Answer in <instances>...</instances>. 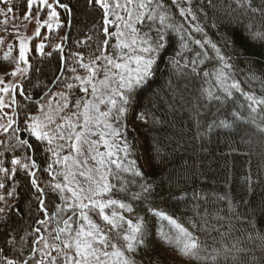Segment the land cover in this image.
Masks as SVG:
<instances>
[{
    "label": "snow or ice",
    "instance_id": "1",
    "mask_svg": "<svg viewBox=\"0 0 264 264\" xmlns=\"http://www.w3.org/2000/svg\"><path fill=\"white\" fill-rule=\"evenodd\" d=\"M236 2L245 13L264 17V8H253V0ZM85 4L101 16L99 21L93 18L83 25L94 35L75 42L79 49L81 45L91 47V42L94 39L97 41L96 50L89 53L88 62H85L83 51L65 53L60 43L49 45L52 51H45L43 39L47 37H43L42 42L34 48L20 40L18 57H12L15 64L6 62L10 52L5 53L6 61L0 62V73L4 76H19L21 80L20 83L6 84L4 78L0 77V85H4L0 87V108L13 109L7 126L0 125V130L5 134L10 133L5 153L10 151L13 154L10 161L0 159V190H6L7 197L15 196L19 200V189L23 184L17 180V176L23 173L21 180L29 181L28 187L32 192L29 200L36 206V212L44 217L35 223L45 226L55 223V241L58 242L50 244L43 236H37L30 245L31 255L25 256L24 237H19L18 250L16 237L19 229L9 222L10 215L5 213L0 216V227L4 229L0 233V264H61V260L63 264H135L126 253H134L145 243V216L138 215L137 208L140 204L144 205L146 214L151 213L167 220L173 226V236H169L163 228L157 229L156 234L161 240L168 244L174 240L182 255L200 259L198 240L171 215L155 206L158 187L153 179L155 172L146 175L137 167L135 160L129 159L134 154L136 143L135 138L128 140L127 124L122 122L130 110L137 120L147 122L148 113L136 110L140 105L141 93L151 89L163 61L173 71L179 70L181 74H186V78H190L189 84L196 88L200 97L219 101L222 98L220 94L226 99L233 95L234 90L240 92L248 101L251 124L257 134L264 136V117L261 116L264 113V97L257 98L255 94L243 92L239 82H229L233 65L231 57L225 53V49L230 47L235 50L238 44L245 49L249 43H264V23L257 27L253 19H249L248 24L237 22L234 25L229 21L221 25L225 32L219 41H214L198 24L189 23L188 27L178 25L169 14L170 7L174 6L185 21L189 18L191 21L197 20L191 7L192 0H170V5L166 0H123V3L121 0H85ZM27 7L25 18L31 15L34 7L48 13L49 20L37 28L36 38L42 37L41 27L52 29L50 21H56L58 29L63 27L60 22L61 11L67 14L68 24L72 23V9L61 0H27ZM110 25H114L117 31L112 32ZM138 25L147 26L148 31L142 32ZM173 33H180L179 51L176 50L177 42ZM195 34H200L202 38L196 39ZM69 35L61 37V41H66ZM112 38L117 43L111 47L118 50L119 54L106 52ZM190 44L198 47L189 49ZM185 50L194 52V55H186ZM209 50L214 55H209ZM30 51L45 59L58 55L59 75L54 73L52 85H59L66 80L73 81L67 83L66 92L51 93L49 88V92L37 97L34 90L25 87L31 83L33 75L44 74L43 64L37 66L30 63ZM96 51L100 55H96ZM69 58L72 67L68 66ZM210 60H215L216 66L211 70H201V65ZM79 69H83L87 75H78ZM66 72L72 75L66 76ZM101 73L102 79L99 78ZM197 80L200 81L198 87ZM76 88L84 93V97L75 101L76 111L71 112V117H63L60 123H56L45 111L50 106V97H62L64 103L59 111H70L68 96ZM6 94H11L8 103H5ZM89 94L91 98L87 99ZM17 95L24 103L16 99ZM36 106L39 109L37 114L28 111ZM102 107L104 110H101ZM153 122L159 123L155 118ZM221 123L224 127L231 126L227 121ZM53 124L55 128L51 127ZM97 135L99 141L88 139ZM13 140L15 143H12ZM101 142L105 147L104 152L98 150ZM85 143L90 145V152L95 151L91 156L95 165L89 169V173L95 175H87V184L82 185L76 179L77 173L70 167L69 161L76 168L88 165V159L81 162L72 156V153L81 155L80 145ZM68 146L70 154L62 155ZM17 151L22 154L16 156ZM3 155L0 153V156ZM8 163L10 168L4 166ZM57 168L60 170L57 171ZM78 174L86 175L84 171ZM43 175L49 179H43ZM8 182L13 184L11 189L7 188ZM133 187L138 190L132 191ZM116 194L126 199H116ZM0 200L5 201L9 209L13 207L7 205L5 196H0ZM261 211L264 212V206ZM69 212L71 215H67ZM0 213H4L3 208H0ZM93 216L98 217L102 223H97ZM129 216L134 217L135 222ZM61 222L63 227L59 226ZM40 230V227L33 229L36 233ZM62 234L67 238L62 239ZM41 242L43 247H37ZM51 249H55L56 255H52ZM230 251L224 250L225 258ZM8 252L14 253L12 258L5 255ZM37 252L40 254L39 259L36 258Z\"/></svg>",
    "mask_w": 264,
    "mask_h": 264
},
{
    "label": "trees",
    "instance_id": "2",
    "mask_svg": "<svg viewBox=\"0 0 264 264\" xmlns=\"http://www.w3.org/2000/svg\"><path fill=\"white\" fill-rule=\"evenodd\" d=\"M61 2L69 4L72 9V23L68 24L67 14L61 11L60 22L63 27H55L49 31L46 36L48 39H43L45 51H52L49 45L60 43L65 53L83 51L88 59L89 53L96 50L97 41L94 39L91 47L81 45L79 49L75 42L93 36L94 33L83 25L93 18L99 21L101 16L88 7L85 0ZM166 2L170 5V0ZM9 6L17 14L28 10L27 0H13ZM191 7L198 17L195 21L190 18L185 21L174 6L170 7L169 14L178 25L188 27L189 23L198 24L214 41H219V37L225 32L221 25L229 21L234 25L237 22L248 24L249 19H253L257 27L264 23V17L259 14L253 16L251 12L245 13L244 9L238 7L236 0H192ZM252 7L264 8V0H253ZM112 27L110 25V30L114 32ZM138 27L142 32L148 31L147 26ZM240 31L243 34L242 28ZM66 34H70L68 39L61 41V37ZM173 35L177 42L176 50L179 51L180 33ZM195 38L202 37L195 34ZM100 43L103 49L102 41ZM113 44H116L115 38L110 40L106 52L119 54L118 50L111 47ZM34 47L35 43L31 48ZM196 47L198 46L189 45V49ZM14 53L15 51L10 54L7 61L4 56L0 62L13 64ZM225 53L231 57L233 65L229 82H239L243 92L255 94L257 98L264 97V43H249L245 49L238 44L235 50L230 47L225 49ZM185 54L191 56L194 52L185 50ZM96 55H100V52L96 51ZM209 55L214 54L209 50ZM29 58L30 63L44 66V74L33 75L31 83L25 85L27 89L34 90L37 97L49 92V88L53 92L63 85H52L55 75H59L58 55L45 59L30 51ZM68 66H73L71 58ZM214 66L215 60L206 61L201 65V70H211ZM71 74L65 73L66 76ZM189 79L186 74H181L179 70L173 71L172 67L162 61L151 89L141 93L140 105L136 110L148 113L147 122L137 120L130 110L122 123L127 124L128 140L135 138L136 143L134 154L129 159L135 160L137 167L146 175L155 172L153 179L158 185L155 206L171 215L198 240V255L201 258L182 255L174 240L172 244L161 240L156 234L157 229L163 228L169 236H173L175 230L167 220L151 213L146 214L143 204L137 208L138 215L145 216V243L134 253L126 255L135 264H264V212L261 211L264 206V136L257 134L251 124L248 101L240 92L234 90L233 95L226 99L223 94L218 93L221 100H209L207 97H200L196 88L189 84ZM199 84L200 81L197 80L196 87ZM16 99L24 103L19 95ZM37 108L38 106L29 108L28 111L35 113ZM261 116L264 117V113ZM153 118L159 123L153 122ZM221 121H227L231 126L224 127ZM131 124L136 125L135 129L130 127ZM9 135L10 133H4L0 136V153H4L0 159L7 161L13 155L10 151L5 153ZM95 137L98 138V135ZM98 150L104 152L105 147L99 145ZM21 154L20 151L15 153L16 156ZM4 166L11 167L10 163ZM23 175L20 173L17 176V180L23 184L19 189V200L15 196L7 197V191L0 190V196L6 197L7 205H13L9 209L5 206V201L0 200V208L4 209L0 216L5 213L10 215L9 222L19 229L16 248L20 249L19 237H24V255L30 256L31 242L37 236H43L44 240L48 236L50 244L58 243L55 241L54 231L57 225L35 223L44 217L36 212V206L29 200L32 192L28 187L29 181L21 180ZM42 178L49 179L47 175ZM128 178L131 179L130 176ZM12 187L13 184L8 182L7 188ZM131 190L137 191L138 188L133 187ZM114 198L126 199L121 194H116ZM128 218L135 222L134 217ZM93 219L102 223L96 216ZM59 226L63 227L62 222ZM36 227H40L39 233L33 231ZM3 231L0 227V233ZM65 238L66 235L62 234V239ZM37 247H43V242ZM225 249H231L227 258L224 256ZM51 252L56 255L55 249H51ZM5 255L12 258L14 253L8 252ZM36 258H40L39 252L36 253Z\"/></svg>",
    "mask_w": 264,
    "mask_h": 264
},
{
    "label": "rangeland",
    "instance_id": "3",
    "mask_svg": "<svg viewBox=\"0 0 264 264\" xmlns=\"http://www.w3.org/2000/svg\"><path fill=\"white\" fill-rule=\"evenodd\" d=\"M13 0H3V2H0V60L5 56L6 52H10L12 54L13 51H15L14 55L15 57H18V47H19V41L24 40L26 44H29L31 47L33 43L39 44L42 42V38L46 37L49 31L54 29L56 27V21H50L52 23V29H48L47 26L41 27L40 31L42 33V37L36 38L35 32L40 25H43L46 20H49L48 13L44 11H40L38 8H33L31 15L27 18H25V13L28 12L26 10L23 14H17L14 12H9L8 9L10 8L9 3H11ZM121 3H123V0H121ZM39 13V16H38ZM39 21V23H38ZM112 30L115 32L117 31L116 27L113 25ZM31 38V39H30ZM117 43V41H116ZM30 52L28 53V55ZM11 56V55H10ZM9 56V57H10ZM85 62H88V59L85 58ZM15 64V60L13 62V65ZM23 67V65H21ZM78 75L85 76L87 73L83 69L78 70ZM72 75V74H71ZM70 75V76H71ZM0 77L4 78V81L6 84L11 83H19L20 77H12L11 75L4 76L3 73H0ZM99 78H103V74L100 75ZM73 81H65L63 85L58 87L56 90H54L51 93H61L66 92V85L67 83H71ZM4 85H0V87H3ZM79 88L73 89L71 91V94L68 96V102L70 105V111L68 109H65L63 112H60L59 109L63 106L64 99L60 96H51L50 100V106H47L45 111L49 113L53 117V119L56 121V123H60L61 119L63 117H71V112H75L76 108L74 107L75 101L81 97H84V93L80 94ZM87 99H90L91 96L89 94ZM11 99V94L5 95V103H8ZM101 110H104L103 107ZM12 107L7 108H0V125L7 126L8 119L12 115ZM39 109L37 108V111L33 114H37ZM75 118H73L74 120ZM82 119V118H81ZM136 125L131 124L130 127L135 129ZM51 127L55 128V124L51 125ZM79 130V129H77ZM4 134L2 130H0V136ZM90 141H99L100 137L98 136H90L88 137ZM1 140V139H0ZM2 143V140L0 141V144ZM60 143H64L61 141ZM99 145L104 146L103 143H99ZM90 145L88 143L81 144V152L82 154L77 156L76 153H72V156L79 161L83 162L85 159H88L89 163L88 165L82 167V168H76L72 165V162L69 161L70 167H72L73 171L77 173L76 179L81 182L82 185H86V176L91 174L95 175V173H89V169L93 168L95 165V161L91 160V156L95 154V151H89ZM70 154V146L65 147L62 155H69ZM60 169L57 168V171ZM79 171H84L85 176H80L78 173ZM62 179V178H61ZM45 240L50 243L48 240V236L45 238Z\"/></svg>",
    "mask_w": 264,
    "mask_h": 264
}]
</instances>
